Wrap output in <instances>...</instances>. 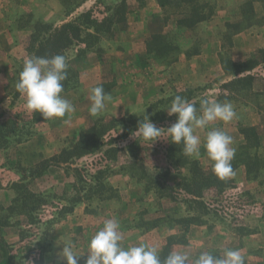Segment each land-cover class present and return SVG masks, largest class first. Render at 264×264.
<instances>
[{"label":"rangeland","instance_id":"1","mask_svg":"<svg viewBox=\"0 0 264 264\" xmlns=\"http://www.w3.org/2000/svg\"><path fill=\"white\" fill-rule=\"evenodd\" d=\"M68 22L98 38L65 49L69 86L61 95L74 111L44 119L15 84L24 59L40 56L48 32ZM47 49L40 57L59 54ZM260 49L259 63L240 73ZM98 85L112 99L93 116L90 89ZM190 89L197 101L230 102L236 115L195 130L200 156H187L179 176L165 148L143 138L146 148L120 150L113 161L98 153L62 160L102 118L134 132L145 110L163 140L171 101ZM214 128L233 138L235 175L222 190L201 184L191 194L182 177L213 174L203 140ZM262 182L264 0H0V264H64L63 244L85 264L89 240L110 218L124 247L147 243L161 260L178 251L193 264L201 252L231 248L245 264H264Z\"/></svg>","mask_w":264,"mask_h":264},{"label":"clouds","instance_id":"2","mask_svg":"<svg viewBox=\"0 0 264 264\" xmlns=\"http://www.w3.org/2000/svg\"><path fill=\"white\" fill-rule=\"evenodd\" d=\"M67 68V59L62 54L52 57L32 55L24 59L15 88L25 97V107L29 111L39 112L44 119L62 118L74 111L73 104L61 95L63 81L68 75ZM90 93L89 111L95 116L103 111L105 103L112 98L105 93L102 85L91 88ZM199 104L197 109L195 104L176 95L167 109L169 116H176L175 122L167 127L171 142L176 145L183 143L184 155L193 158H199L202 143L195 130L205 129L217 120L229 122L236 115L230 102L221 103L205 98ZM160 130L144 110V118L138 121L132 135L154 142L159 139ZM232 143L231 135L215 128L207 131L203 140L207 157L212 162L211 170L218 179L224 180L235 175L231 161L236 149L231 146ZM119 228V221L114 218L104 221L103 227L89 240L85 264H188L189 256L183 252L172 251L161 260L158 249L147 243L124 247ZM80 256L74 253L71 244H63L59 253L64 264H78ZM193 264H245V259L239 249L226 248L219 256L212 252H201Z\"/></svg>","mask_w":264,"mask_h":264},{"label":"trees","instance_id":"3","mask_svg":"<svg viewBox=\"0 0 264 264\" xmlns=\"http://www.w3.org/2000/svg\"><path fill=\"white\" fill-rule=\"evenodd\" d=\"M87 19V18H86ZM96 22V30L99 31V25L100 22L98 20ZM81 31V32H80ZM49 34L45 36V39L41 42L40 47L37 49V55H49L48 54V47H53L59 49V54L64 55V51L66 48H68L69 45H71L74 41L78 43H83L86 46H90L92 41L98 38L97 34H93L89 31L83 32V26L82 24H75L74 22H68L66 24H63L61 27H59L56 30H51L48 32ZM82 33V41L80 39ZM64 38V39H63ZM63 39L64 45H60V47L56 46V42ZM55 41V42H54ZM54 42V46L53 45ZM262 49L256 51L253 54V57L248 60V66L242 67L240 70V73L246 72L250 69H252L254 66H256L259 62L257 61L256 57L261 54ZM45 57V56H44ZM67 73H69V68H67ZM241 80V79H236ZM64 89H66L69 86V83L67 79L63 81ZM63 89V90H64ZM197 91V90H196ZM195 89L185 90V93H187V98L190 103H193L196 105L198 109L199 100H194ZM183 93V94H185ZM181 96V95H180ZM183 97V96H182ZM34 114H39V112H34ZM176 120V116H167V120L164 123L166 126L165 131L167 132V136L160 140L157 139L154 142L151 140H148L149 146L147 147L154 149L157 152H162V147L166 150V156L165 160H167L170 163V169L175 168L178 170V176L182 173V169H178V165H184L185 163H188L190 160H188L187 156L183 153V143L181 144H174L171 142V137L168 134L167 127H169L172 123H174ZM138 126V124H137ZM133 131L126 130V128L122 131V133H119V128L115 125L114 119H109L106 121L105 119H99L95 122L93 126H91L86 132H83L80 136V142L74 147V149H66L62 152L61 158L63 161H67L68 159L72 158L73 156L76 157H89L91 154H100L103 156H107L110 160H115L118 155V151L126 148L129 149H135L136 146H144V141H141V137L137 136L136 138L132 135ZM113 136H116L113 138ZM129 136L133 137L131 138L132 142H129ZM110 137V138H108ZM127 143V144H125ZM146 143V142H145ZM164 143V145H162ZM155 145V147L153 146ZM135 156H138V153H135ZM193 164L196 165L197 163L193 161ZM200 171V170H199ZM102 173V171L100 170ZM200 172H194V174L190 178L182 177V180L184 182V187L186 191L189 193H196L197 194V188L201 186V184H216L217 186L222 185L221 189L224 188V186L228 185L232 180H221L218 179L216 175L211 174L209 177L203 175V173ZM205 174H207L205 172ZM178 178V177H176ZM225 190V189H224ZM223 190V191H224Z\"/></svg>","mask_w":264,"mask_h":264},{"label":"crops","instance_id":"4","mask_svg":"<svg viewBox=\"0 0 264 264\" xmlns=\"http://www.w3.org/2000/svg\"><path fill=\"white\" fill-rule=\"evenodd\" d=\"M260 185H262V186H263V188H262V189H264V182H262V184H260Z\"/></svg>","mask_w":264,"mask_h":264}]
</instances>
